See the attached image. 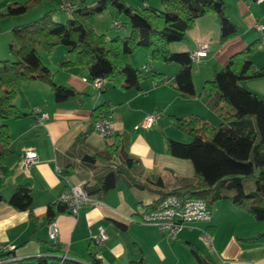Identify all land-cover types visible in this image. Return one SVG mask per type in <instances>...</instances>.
Instances as JSON below:
<instances>
[{
  "label": "crops",
  "instance_id": "1",
  "mask_svg": "<svg viewBox=\"0 0 264 264\" xmlns=\"http://www.w3.org/2000/svg\"><path fill=\"white\" fill-rule=\"evenodd\" d=\"M222 1L228 18L238 28L237 36L220 43V17L211 12L196 19L186 39L171 48L173 52L190 54L198 46L206 45V55L192 63L194 94L190 96H180L171 84H162L152 76L142 79L138 90L105 85L97 95L86 67L60 68L67 59L65 46L55 47L48 55L38 50L43 64L53 72L54 82L81 93V103L76 99L56 102L48 85L39 80L26 81L16 90L14 104L23 114L6 120L9 153L0 161L3 197L0 246L13 245L14 250L0 257V264H91L87 258L90 245L101 264H129L139 258L144 264H197L187 243L200 248L209 264H264V236L257 237L263 232L264 223L254 220L228 200H220L210 208V222L191 224L174 238L154 225L138 221L140 214L159 200V190L165 192L196 184L192 163L175 158L167 151L168 139L189 141L185 139L187 135L170 123L168 115L182 118L195 114L218 125L215 112L218 97L204 82L230 56L264 36V1ZM139 50L130 55L136 58L133 63L130 58L129 63L133 66L138 59L141 68L147 65V56ZM248 58L255 67L264 66V46L259 44ZM162 64H154V72L161 73L162 78L172 79L180 68L175 63L171 64L172 69ZM168 68L170 75L164 73ZM241 85L264 99V77L242 81ZM103 103L111 106L108 118L112 135L106 138L91 126V111ZM34 106L48 115L43 124H38L31 114ZM153 111L160 112L161 116L152 127L135 128ZM26 149H32L37 156L36 163L27 172L19 167L20 156ZM128 158L138 160L131 174L150 190L134 187L119 173L113 189L87 194L76 216L68 212L57 214L52 221L58 228V238L56 242L50 241L47 205L58 202L60 194L71 186L80 185L86 192ZM19 185L29 187L35 218L28 210H17L7 203ZM99 228L107 239L96 246L92 238ZM61 254H66L63 262Z\"/></svg>",
  "mask_w": 264,
  "mask_h": 264
},
{
  "label": "trees",
  "instance_id": "2",
  "mask_svg": "<svg viewBox=\"0 0 264 264\" xmlns=\"http://www.w3.org/2000/svg\"><path fill=\"white\" fill-rule=\"evenodd\" d=\"M41 1L26 0L18 8L0 13V19L12 13H28ZM63 1L71 5L70 12H65L68 15L65 21H54V11H49L10 31V59H0V161L9 153L10 137L6 120L23 114L14 104L16 90L23 83L39 80L48 85L56 102L76 99L81 103V93L54 82L53 72L38 56L39 49L48 55L55 47L65 46L68 49L67 59L60 64V68L86 67L91 81L97 78L103 80L101 90L95 92L97 95L105 85L122 90H138L142 79L152 76L160 83L168 79V84L180 96L186 97L194 94L193 62L187 52H171L169 44L184 41L196 19L211 12L220 17V43L238 35V28L228 18L222 0H159V8L145 4L126 6L123 0H59V10L64 12L60 7ZM109 6L115 10L116 16H127L129 30L125 36L108 38L94 31L96 15ZM259 44L260 41L255 40L244 51L230 56L228 62L222 68L215 69L212 78L204 82L210 92H215L218 97L215 108L218 125L195 114L182 118L168 115L170 123L190 140L179 142L168 139L167 151L175 158L192 163L196 184L165 192L159 190V200L168 195H177L184 199H201L209 208L220 200H228L254 220L264 223V99L241 85L242 81L264 77V66L257 68L248 58ZM138 49L144 50L150 61L175 63L180 68L172 79L162 78L161 73L147 66L135 68L129 63V57ZM110 114L111 106L108 103L100 104L91 111L92 122L107 118ZM137 163V159L128 158L124 164L117 165L99 178L89 190L86 189V193L113 189L119 173L124 174L134 187L150 190L146 183L138 181L131 174ZM31 200L29 187L19 185L7 203L17 210H28L30 216L35 218ZM65 212H68L66 206L59 201L47 205L46 222ZM260 236H264V230L257 235ZM187 246L197 264H209L200 248L188 243ZM87 258L91 264H101L91 245ZM129 264L144 262L139 258Z\"/></svg>",
  "mask_w": 264,
  "mask_h": 264
},
{
  "label": "built area",
  "instance_id": "3",
  "mask_svg": "<svg viewBox=\"0 0 264 264\" xmlns=\"http://www.w3.org/2000/svg\"><path fill=\"white\" fill-rule=\"evenodd\" d=\"M264 0H255L256 3L263 2ZM61 9L68 13L71 10V5L63 1L60 3ZM121 27V23L117 21L113 22V28L118 29ZM257 30H260L259 25H255ZM260 44L264 46V36L260 39ZM206 45L198 46L197 50L189 54L192 62H198V59L206 55ZM168 79H163L162 84H168ZM92 87L95 92L99 93L103 86L102 79H94L91 81ZM31 114L35 117L38 124H43L48 115L41 111L38 107L34 106L31 109ZM161 114L158 111H153L144 116L139 124L135 128H150L160 118ZM93 130H95L101 137L106 138L112 135V127L109 118H101L91 123ZM37 156L32 149H26L22 152L19 159V167L27 172L28 168L36 163ZM87 199V193L80 186H71L64 190L58 201L64 204L70 215L76 216L79 207ZM211 220L210 208L201 199L195 198H182L177 195H168L160 199L154 206L147 208L139 216V222L144 224H151L158 228L162 233H165L168 237L174 238L183 228L194 223H208ZM48 238L52 242H56L58 238V228L56 224L51 221L48 223L47 228ZM203 237L208 240L209 237L203 234ZM107 239L106 233L102 228H99L98 233L93 236L92 242L96 246H101ZM14 250L13 245L0 246V257L12 252ZM61 262L65 261L66 254L59 255ZM13 259V258H12Z\"/></svg>",
  "mask_w": 264,
  "mask_h": 264
},
{
  "label": "rangeland",
  "instance_id": "4",
  "mask_svg": "<svg viewBox=\"0 0 264 264\" xmlns=\"http://www.w3.org/2000/svg\"><path fill=\"white\" fill-rule=\"evenodd\" d=\"M24 1L26 0H0V13H8L10 8L11 9L18 8L19 5ZM123 2L126 6H131V7H138L144 4L153 8L160 7L159 2L157 0H123ZM49 11H54L52 17L53 20L56 22H63L68 17V15L65 12L59 10L58 0H42L37 4V6H35L28 13H12L3 19H0V59H10V55L8 53V44L11 40L10 31L14 27L35 20ZM115 18L118 23L122 24V27L118 29L113 28V20ZM93 29L97 34H105L111 37L125 36L129 30L128 18L125 14H118L116 16L115 10L111 6H109L101 13L96 15L93 22ZM178 44L181 43L176 42L169 44V50L173 52L171 49L172 46H177ZM139 52H141L140 54L143 56L146 54L145 51L142 49H140ZM173 53H180V52H173ZM130 58H132V61ZM135 58L136 57H129V60L133 63ZM145 61H146L145 64H147L146 66L150 67L153 71H155L156 68V65L154 64H162L160 62L153 63L147 57ZM171 64H167L166 66L172 69L173 67H170ZM132 65L135 68H139L141 63H139L138 59H136L134 64ZM169 68L166 72H164L166 75L168 74L170 75ZM185 139L190 140L188 136H186Z\"/></svg>",
  "mask_w": 264,
  "mask_h": 264
}]
</instances>
